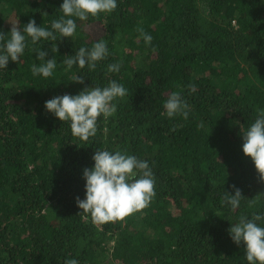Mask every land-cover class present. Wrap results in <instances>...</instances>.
<instances>
[{
  "label": "trees",
  "instance_id": "obj_1",
  "mask_svg": "<svg viewBox=\"0 0 264 264\" xmlns=\"http://www.w3.org/2000/svg\"><path fill=\"white\" fill-rule=\"evenodd\" d=\"M61 3L0 0V32L30 18L50 27ZM77 25L73 38L29 44L0 69V264H247L228 229L240 214L264 212V180L241 147L264 108V0H118L113 12ZM98 39L110 54L96 69L65 71L67 56ZM35 47L57 60L52 76L32 75L44 63ZM117 61L120 71L109 72ZM113 79L127 93L87 142L45 109L53 96ZM173 91L188 103L187 119L162 115ZM97 149L147 160L155 178L146 207L103 225L76 203ZM233 185L244 198L229 210L220 198Z\"/></svg>",
  "mask_w": 264,
  "mask_h": 264
},
{
  "label": "clouds",
  "instance_id": "obj_2",
  "mask_svg": "<svg viewBox=\"0 0 264 264\" xmlns=\"http://www.w3.org/2000/svg\"><path fill=\"white\" fill-rule=\"evenodd\" d=\"M118 6V0H62L59 9L63 13L51 21L50 27L37 25L30 18L23 27L12 24L10 35L0 32V69L8 68L9 60L19 62L26 47L37 45L41 41H57L65 37L73 38L77 30V18L87 20L89 16L111 13ZM138 32L146 44H150L151 34L139 28ZM37 59L44 61L33 64V76L45 78L53 75L57 60L53 56L46 59L48 51L35 47L32 49ZM57 52V46L51 48ZM109 48L104 39L96 40L92 46H81L74 55H69L62 63L65 71L74 65L89 70L97 67V62L109 56ZM119 61L107 65L109 72H119ZM84 76L74 73L71 81L83 83ZM127 89L117 80H110L106 86H86L77 94L64 93L44 102L45 109L55 117L69 124L73 137L87 142L97 132L98 118L112 116L117 109L114 101L124 97ZM164 112L168 118L182 115L189 116V105L180 92L173 91L163 102ZM241 145L245 155L250 156L260 179L264 180V108L257 110L254 121L242 131ZM91 167H85L82 176L85 180L84 198L76 197V203L91 222L103 225L107 222L122 220L135 211L143 209L155 196L154 172L149 162L129 154L126 150L97 149L92 156ZM234 193L226 192L220 198L223 206L229 210L239 208L244 196L233 185ZM249 203H253L250 201ZM231 239L244 245V257L247 264H264V212L256 211L251 216L240 214L228 229ZM64 264H79L77 258H68Z\"/></svg>",
  "mask_w": 264,
  "mask_h": 264
}]
</instances>
